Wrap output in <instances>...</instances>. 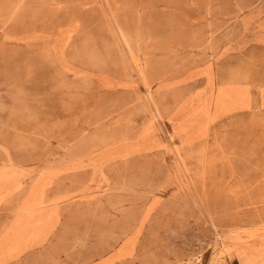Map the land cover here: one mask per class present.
<instances>
[{
	"label": "rangeland",
	"instance_id": "1",
	"mask_svg": "<svg viewBox=\"0 0 264 264\" xmlns=\"http://www.w3.org/2000/svg\"><path fill=\"white\" fill-rule=\"evenodd\" d=\"M262 229L264 0H0V264H264Z\"/></svg>",
	"mask_w": 264,
	"mask_h": 264
},
{
	"label": "bare ground",
	"instance_id": "2",
	"mask_svg": "<svg viewBox=\"0 0 264 264\" xmlns=\"http://www.w3.org/2000/svg\"><path fill=\"white\" fill-rule=\"evenodd\" d=\"M244 99V98H243ZM239 101H242L241 100V97H240V99H238ZM245 100H247V98H245ZM239 103V102H238ZM242 103V102H241ZM260 240L262 241V242H264V231L263 232H261V237H260Z\"/></svg>",
	"mask_w": 264,
	"mask_h": 264
},
{
	"label": "crops",
	"instance_id": "3",
	"mask_svg": "<svg viewBox=\"0 0 264 264\" xmlns=\"http://www.w3.org/2000/svg\"><path fill=\"white\" fill-rule=\"evenodd\" d=\"M263 231H264V229H262V232H263ZM260 237H261V235L258 237L259 244H260L261 246L264 247V242H262V241L260 240Z\"/></svg>",
	"mask_w": 264,
	"mask_h": 264
}]
</instances>
